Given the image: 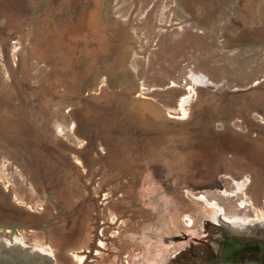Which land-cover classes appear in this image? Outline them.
<instances>
[{
    "label": "rangeland",
    "instance_id": "374dc122",
    "mask_svg": "<svg viewBox=\"0 0 264 264\" xmlns=\"http://www.w3.org/2000/svg\"><path fill=\"white\" fill-rule=\"evenodd\" d=\"M169 209L264 229V0H0V257L164 264Z\"/></svg>",
    "mask_w": 264,
    "mask_h": 264
},
{
    "label": "flooded vegetation",
    "instance_id": "af4514ba",
    "mask_svg": "<svg viewBox=\"0 0 264 264\" xmlns=\"http://www.w3.org/2000/svg\"><path fill=\"white\" fill-rule=\"evenodd\" d=\"M173 213L174 209H169L162 221L142 231L148 251H152L148 256L161 258L164 264H264V229L250 227L244 232H235L224 229L223 223L206 220L202 237L197 239L191 232L185 233L180 219H175ZM193 225L186 224V227ZM194 241L201 247L193 251L188 246ZM182 243L185 249L178 251ZM166 248L175 252L173 256ZM167 259L170 260L165 263Z\"/></svg>",
    "mask_w": 264,
    "mask_h": 264
},
{
    "label": "water",
    "instance_id": "95a60500",
    "mask_svg": "<svg viewBox=\"0 0 264 264\" xmlns=\"http://www.w3.org/2000/svg\"><path fill=\"white\" fill-rule=\"evenodd\" d=\"M3 248V246H0V249ZM1 253V251H0ZM26 258L24 260H21L20 258H17L15 264H30L35 262V259L31 255L25 256ZM0 264H7L6 261L3 259V257H0ZM35 264V263H34Z\"/></svg>",
    "mask_w": 264,
    "mask_h": 264
},
{
    "label": "bare ground",
    "instance_id": "6f19581e",
    "mask_svg": "<svg viewBox=\"0 0 264 264\" xmlns=\"http://www.w3.org/2000/svg\"><path fill=\"white\" fill-rule=\"evenodd\" d=\"M182 106V105H181ZM238 222H241L240 220H238V219H232L231 221H230V223H238ZM20 254H22V253H20ZM30 264H34V263H31V262H29ZM13 264V263H12Z\"/></svg>",
    "mask_w": 264,
    "mask_h": 264
}]
</instances>
